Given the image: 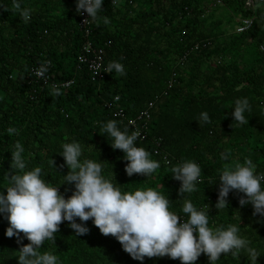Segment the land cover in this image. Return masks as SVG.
<instances>
[{
    "label": "trees",
    "instance_id": "1",
    "mask_svg": "<svg viewBox=\"0 0 264 264\" xmlns=\"http://www.w3.org/2000/svg\"><path fill=\"white\" fill-rule=\"evenodd\" d=\"M19 2L22 9H32L27 23L12 8L13 0H0V192L6 195L11 152L18 141L27 170L42 167L43 178L70 197L74 185H61L68 169L60 167V154L63 143L76 141L83 146L82 159L107 162L103 174L111 179L113 172L122 191L153 188L169 198L170 210L183 221L187 217L178 195L180 182L172 179L170 168L194 161L202 169L203 183L185 197L198 209L208 211L209 205L210 227L238 226L260 253L257 264H264V217L254 216L251 204L241 207L243 194L237 191L229 193L228 207L215 208L225 164L251 159L257 172H264V3L251 8L248 0H121L115 7L104 0L98 16L109 23L92 20L89 39L102 51L105 69L115 61L125 74L104 71L101 81L94 82L87 66L78 69L85 38L76 0ZM251 16L258 17L255 25L237 33V19ZM196 43L201 47L192 50ZM37 67L46 68L45 79L34 75ZM238 98H247L251 105L245 113L248 124H238L231 115ZM150 103L154 106L145 139L138 138L136 146L161 167L151 176L129 177L123 152L113 150V139L101 126L116 120L121 131L127 128L131 134L130 121ZM119 109L127 119L114 115ZM203 112L211 123L200 121ZM9 127L19 134L9 135ZM225 151L230 153L227 161L221 159ZM51 158L56 169L50 166ZM85 226L90 232L77 236L65 221L55 245L45 241L40 251L56 255L58 264H141L91 220ZM8 227L5 214H0V264H17V252L29 241L23 234L22 244L6 237ZM143 264L180 261L146 257ZM196 264H209L208 257L202 254ZM217 264L250 261L242 252L239 257L221 254Z\"/></svg>",
    "mask_w": 264,
    "mask_h": 264
},
{
    "label": "clouds",
    "instance_id": "2",
    "mask_svg": "<svg viewBox=\"0 0 264 264\" xmlns=\"http://www.w3.org/2000/svg\"><path fill=\"white\" fill-rule=\"evenodd\" d=\"M103 3L104 0H76V12L87 13L89 19H103L108 24L107 17L98 16ZM256 6L260 7V4ZM12 8L20 13L25 23L30 21L32 9H22L19 0H13ZM89 19L83 23L87 24ZM113 70L120 75L125 74L124 67L115 61L108 65L105 72ZM54 94L60 93L56 91ZM250 111L249 100L238 98L231 115L235 122L244 125L249 123L245 113ZM200 121L211 123L207 112L201 113ZM101 130L113 139V150L123 152L127 161L124 169L127 176H151L161 167L160 162L150 158L148 151L136 146L139 130L131 134L127 128L121 131L116 120L102 124ZM7 132L9 135L19 134L13 127H9ZM62 149L60 155L64 165L60 167L66 166L68 173L63 176L61 185H74V191L68 198L59 191L60 186H52L43 178L42 167L27 170L21 143L17 141L11 152L9 186L6 195L4 191L0 192V214H5L9 224L6 237H16L17 242L22 244L23 234V238L29 241L22 244L17 252V264H58L56 255L40 251L44 242L51 241L55 245L56 234L65 221L77 236L87 235L90 229L85 222L89 220L103 236L114 237L123 251L141 264L146 257H169L178 259L180 264H196L202 254L208 257L209 264H217L221 254L239 257L242 252L247 254L250 264H257L260 253L240 234L238 226L210 227L209 205H206L208 211L198 209L191 199L185 197V194L198 191L197 184L203 183L202 169L196 162L184 161L170 168L172 179L180 182L178 195L183 197L182 212L187 217L181 221V216L170 210L169 198L159 191L150 187L122 191L113 172L111 179L103 174L107 162L82 159L83 146L79 142L63 143ZM229 158L227 151L221 153L222 160ZM49 163L55 168L54 159L51 158ZM166 163L171 164V161ZM233 191L243 194L239 200L241 207L251 204L253 215L264 217V172L258 173L251 159L224 165L219 176L217 210L228 207L227 198Z\"/></svg>",
    "mask_w": 264,
    "mask_h": 264
},
{
    "label": "built area",
    "instance_id": "3",
    "mask_svg": "<svg viewBox=\"0 0 264 264\" xmlns=\"http://www.w3.org/2000/svg\"><path fill=\"white\" fill-rule=\"evenodd\" d=\"M113 2V0H111ZM121 0H114L113 5L117 6L118 3ZM219 3H221V0H218ZM256 3H264V0H248L247 6L248 7H255ZM89 19L87 16V13L79 14V27L81 31L84 32V38L85 41L82 46V53L78 58V69H82V67L87 66L88 70L91 73L92 81L97 82L101 81V79L104 76V57L102 55V51L94 48L93 43L90 41V37L92 35V19H89L87 24H84L83 21ZM258 17L257 16H251V17H240L237 19L239 25L236 29L237 33H244L250 28H252L255 23L257 22ZM261 23L264 26V18L261 19ZM202 43H196L195 46L192 48V50H198L201 47ZM262 50H264V45L262 46ZM184 58L182 59V62H184ZM50 63L47 64V66ZM34 75L38 79H45L47 77L46 75V68L45 67H37L34 69ZM71 83H66L65 86L69 87ZM118 100V99H117ZM154 103L149 104V108L142 111L137 119L130 121V126L135 130H139L140 136L138 138L145 139V129H147L148 122L150 119V110L153 108ZM116 117H120L123 119H127V116L123 109L116 110V113L114 114ZM140 124V127L138 126ZM158 146H160V141L157 143ZM156 152H159L157 150ZM166 159V157H165ZM167 162V161H166Z\"/></svg>",
    "mask_w": 264,
    "mask_h": 264
},
{
    "label": "bare ground",
    "instance_id": "4",
    "mask_svg": "<svg viewBox=\"0 0 264 264\" xmlns=\"http://www.w3.org/2000/svg\"><path fill=\"white\" fill-rule=\"evenodd\" d=\"M121 2V1H120ZM120 2L118 3V5L117 6H115V7H118L119 6V4H120ZM140 115V114H139ZM139 117V116H138Z\"/></svg>",
    "mask_w": 264,
    "mask_h": 264
}]
</instances>
